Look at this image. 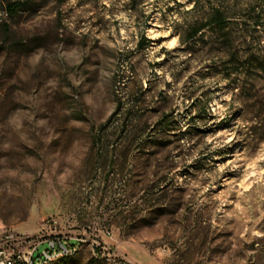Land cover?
Instances as JSON below:
<instances>
[{"label": "rangeland", "instance_id": "1", "mask_svg": "<svg viewBox=\"0 0 264 264\" xmlns=\"http://www.w3.org/2000/svg\"><path fill=\"white\" fill-rule=\"evenodd\" d=\"M223 1L249 24L193 43L205 0L0 5V231L74 248L48 264H264V0Z\"/></svg>", "mask_w": 264, "mask_h": 264}, {"label": "trees", "instance_id": "2", "mask_svg": "<svg viewBox=\"0 0 264 264\" xmlns=\"http://www.w3.org/2000/svg\"><path fill=\"white\" fill-rule=\"evenodd\" d=\"M30 0H0L1 10L9 18L15 17L19 12L26 9L27 4ZM136 4H147L148 0H131ZM194 1V8L198 5V0ZM206 8L202 16L195 18V20L189 24L184 31V40L187 43H193L196 41L198 35L202 34L204 29L209 30H226L229 25L234 26L238 30H243L244 27L249 24V20L253 16L249 15L250 12L255 11V9L246 4L244 6H239L237 2L233 3L230 6L224 4L223 0H205ZM150 16L146 15L143 17V27L144 29L149 25ZM251 27L257 31L259 28L264 30V23L261 22L260 18L250 22ZM145 44L149 43L151 40L147 38L146 35H143Z\"/></svg>", "mask_w": 264, "mask_h": 264}, {"label": "built area", "instance_id": "3", "mask_svg": "<svg viewBox=\"0 0 264 264\" xmlns=\"http://www.w3.org/2000/svg\"><path fill=\"white\" fill-rule=\"evenodd\" d=\"M55 224V221L47 222ZM58 236L29 237L10 231H0V264H37L48 257L73 252Z\"/></svg>", "mask_w": 264, "mask_h": 264}, {"label": "bare ground", "instance_id": "4", "mask_svg": "<svg viewBox=\"0 0 264 264\" xmlns=\"http://www.w3.org/2000/svg\"><path fill=\"white\" fill-rule=\"evenodd\" d=\"M71 252H66L65 254H57V255H53L48 257V260L46 262H39L37 264H48L49 262L53 261L54 259L69 255Z\"/></svg>", "mask_w": 264, "mask_h": 264}]
</instances>
